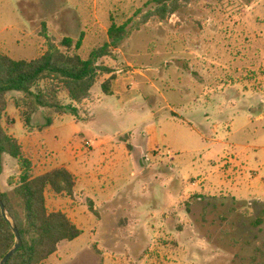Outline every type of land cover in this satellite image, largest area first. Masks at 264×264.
I'll return each instance as SVG.
<instances>
[{
  "label": "rangeland",
  "instance_id": "obj_1",
  "mask_svg": "<svg viewBox=\"0 0 264 264\" xmlns=\"http://www.w3.org/2000/svg\"><path fill=\"white\" fill-rule=\"evenodd\" d=\"M149 2L0 0V51L15 60L37 59L50 42L65 50L64 38L82 35L79 53L87 59L109 41L112 23L133 19L117 60L101 61L131 78L133 101L104 95L109 76L101 75L78 116L40 110L27 124L24 95L9 94L8 133L23 137L52 116L44 155L76 149L94 176V185L76 177L73 197L47 192L49 208L83 231L47 264H264V225H254L264 210V0L183 1L167 21L137 30L155 8ZM21 172L3 156L0 191L15 201ZM115 192L117 204L98 205ZM147 209L156 216L153 228L129 225ZM177 250L183 253L173 258Z\"/></svg>",
  "mask_w": 264,
  "mask_h": 264
},
{
  "label": "trees",
  "instance_id": "obj_2",
  "mask_svg": "<svg viewBox=\"0 0 264 264\" xmlns=\"http://www.w3.org/2000/svg\"><path fill=\"white\" fill-rule=\"evenodd\" d=\"M183 1L189 0H150L149 4L155 5V8L136 23V29L139 30V24L144 25L151 20L167 21L180 10ZM132 23L133 19L122 25L112 23L108 30L109 41L93 50L87 59L79 53L83 47V35L77 42L64 38L61 47L65 50L50 42L48 50L33 60H15L0 51V164L3 156L8 155L22 167L14 188L16 201L9 193L0 191L9 218L18 228L23 242L8 264H47L61 243L75 241L83 234L67 214L51 211L47 204L48 191L57 196H74L76 181L73 174L65 168H59L34 176L22 145L5 129L3 123L8 116L9 94L17 92L24 95L26 110L23 115L27 124L40 110L51 111L59 116L68 113L77 116L76 105L92 97V90L101 75L109 76L102 88L106 95L112 96V81L116 79L117 70L101 61L104 58L117 60L116 51L128 38V28ZM61 95L70 103L64 104ZM53 123L54 118L47 116L41 129ZM261 214L254 221L257 227L264 225V210ZM15 243L11 223L3 217L0 209V261Z\"/></svg>",
  "mask_w": 264,
  "mask_h": 264
},
{
  "label": "crops",
  "instance_id": "obj_3",
  "mask_svg": "<svg viewBox=\"0 0 264 264\" xmlns=\"http://www.w3.org/2000/svg\"><path fill=\"white\" fill-rule=\"evenodd\" d=\"M119 74L120 73H118V75ZM115 78L116 79L112 81V92H113V95L112 96H116V97L120 98L122 104H125V103H128L130 101H133V99L135 98V96L132 95V94H135V93H132V91H130V87L132 86L131 78L129 76H126V75L125 76H116ZM104 95H106V94L104 93ZM98 98L101 99L100 97H98ZM91 100H92V97L89 100L84 101L82 104H84L85 102H90ZM79 106L80 105H77V109H79ZM7 114H8V112H7ZM68 114H71V113H68ZM68 114H65V115H68ZM65 115H63V116H65ZM63 116H59V117H63ZM53 125H54V123H53ZM41 126L39 128H32V129L29 128L30 130L29 129H24V133H23L24 136L23 137H19V136L13 134V133H9L10 135H12L13 137H15L20 142V144L22 145L24 154H25L26 150H25V146H23V144H25L26 146H28V148L30 149V151H31L30 154H32V156L31 157H28V156L26 157V155H25V157L28 158L29 161L31 162V165H32L31 166V173L34 176H39V175H43V174H46L48 172H51V171H53L55 169L65 168L70 173L73 174V176L75 177V181H76V177H78L79 180H80V182L81 181L89 182V185H91V184L94 185L95 184V182H94V176L90 172H88V169H87L89 159L87 157L86 158L85 157H82L81 154L76 149H68V148H65L64 150H62V151H60L58 153V156L57 157L56 156H53V157H48L47 156L46 157L44 155L43 149L50 147V143H49L48 138L46 136L47 135V130H48L49 127L42 128L41 129ZM52 126H50V127H52ZM215 133H216V131H215ZM122 136H123V134L118 135V139H120ZM201 136H202V138L205 137L203 134H201ZM126 145H127L128 149H129L130 144L126 142ZM127 152H131V151H127ZM82 158H84V159H82ZM33 161H34V163H33ZM231 162H232V160H230L228 163L231 164ZM58 163L60 164L59 166H57L55 168H51V169L49 168L50 166L56 165ZM237 165H236L237 167H240L241 164H237ZM35 168H36V170H38V168H39V170H41L43 172H41L39 174H35V171H34ZM164 168L170 169L168 167H164ZM166 169H164V173L166 175L167 174H171V173L167 172ZM145 171L147 172V170H144L143 173ZM235 174L241 175V169L240 168L237 169L235 171ZM171 179L172 180H169L168 181V185L171 184V187H174L173 185L176 183L175 182V178L173 177ZM91 182H93V183H91ZM76 185H77V181H76ZM95 187L96 186H93V188H95ZM177 187H178V191L177 192L175 191L174 193H177L178 198L181 199V197H179V194L181 193L180 192V185H178ZM205 192H206V190H204L203 193H205ZM75 194H76V187H75V191H74V195ZM118 195H120V193L118 194V192H115V193L107 196L106 198H104L101 201V204L99 203L98 205L101 206V207H103V208H105L106 206L108 207L109 205H111L113 203L114 204H117L118 201H119ZM212 196H215V195L212 194ZM57 197H61V196H57ZM126 199H128V197H126ZM60 203H61V199L57 198V200L54 203V206L55 207H58ZM48 207H49V205H48ZM165 208L166 209L171 208V205H168ZM165 208H164V210H165ZM51 211H59V210L52 209ZM61 212H63V211H61ZM147 212H149V209H147ZM63 213H65V212H63ZM149 214H150V212L148 213V215ZM148 215H147L146 218H142V219H139V220L138 219L135 220V222H132L133 220H130V224L129 225L130 226L131 225L132 226L133 225H136V226L141 225V226L146 227V228H150V227L153 228L156 225V220H155L156 216H155V214H153L154 215L153 217L150 216V215L148 216ZM167 217H169V215ZM193 241H194V239L192 240V242ZM192 242L189 245V248H191V249H193ZM182 253H183L182 250H177V251L174 252V255L175 256H172V257L173 258L174 257L175 258L181 257Z\"/></svg>",
  "mask_w": 264,
  "mask_h": 264
},
{
  "label": "water",
  "instance_id": "obj_4",
  "mask_svg": "<svg viewBox=\"0 0 264 264\" xmlns=\"http://www.w3.org/2000/svg\"><path fill=\"white\" fill-rule=\"evenodd\" d=\"M0 209L3 217L11 223L13 232L16 237L15 246L4 256V258L0 261V264H8V262L13 258V256L21 249L23 242L21 235L19 233L18 228L13 224L11 219L9 218V213L7 207L5 206L4 202L0 198Z\"/></svg>",
  "mask_w": 264,
  "mask_h": 264
},
{
  "label": "built area",
  "instance_id": "obj_5",
  "mask_svg": "<svg viewBox=\"0 0 264 264\" xmlns=\"http://www.w3.org/2000/svg\"><path fill=\"white\" fill-rule=\"evenodd\" d=\"M85 146H86V148H88V149H90L91 148V144L88 142V141H85ZM192 187H197V183L194 181V182H192Z\"/></svg>",
  "mask_w": 264,
  "mask_h": 264
}]
</instances>
